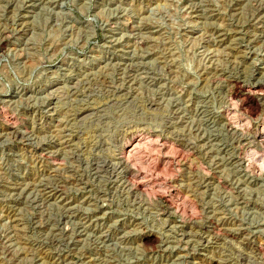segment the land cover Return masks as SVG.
<instances>
[{"label": "rangeland", "instance_id": "1", "mask_svg": "<svg viewBox=\"0 0 264 264\" xmlns=\"http://www.w3.org/2000/svg\"><path fill=\"white\" fill-rule=\"evenodd\" d=\"M246 89L264 0H0V264H264Z\"/></svg>", "mask_w": 264, "mask_h": 264}, {"label": "bare ground", "instance_id": "2", "mask_svg": "<svg viewBox=\"0 0 264 264\" xmlns=\"http://www.w3.org/2000/svg\"><path fill=\"white\" fill-rule=\"evenodd\" d=\"M256 14V13H255ZM220 43V42H219ZM234 82V81H233ZM236 88L237 87H239L240 88V85H239V83L237 82V83H235V85H234ZM257 88H260V86H257V87H254V89H257ZM238 89V88H237ZM251 90V89H250ZM246 91H247V89H246ZM245 92V91H244ZM257 92V91H256ZM246 93V92H245ZM242 94V93H241ZM253 94H255V93H253ZM232 96L233 97H235L236 96V94L234 93V94H232ZM253 97V95H252V92L250 91V92H248L247 91V94H244V97L242 98L243 100H242V104L246 107V106H248V107H250V109L253 111V113H258V112H260V114L262 115H264V105H263V103H261V101H263V100H260V99H254V98H252ZM234 104V103H233ZM242 106V105H241ZM247 107V108H248ZM234 112V111H233ZM251 112V111H250ZM231 114V113H230ZM262 115V116H263ZM231 116H233V115H231ZM226 117H227V124L226 125H228V127H230V128H233V125H237V123H236V120H235V122L234 121H232V117H230V115L229 114H227L226 115ZM264 117V116H263ZM233 119H235V118H233ZM246 121V120H245ZM249 122V121H248ZM260 123H261V121H260ZM263 125H262V129H260L261 131H260V133L257 135V138L259 139V142H260V140H261V142L264 140V121H263V123H262ZM247 127V126H246ZM234 128H235V126H234ZM241 128V127H240ZM255 128H256V126H255ZM261 128V127H260ZM236 129V128H235ZM230 130V129H229ZM233 130V129H232ZM248 130V129H247ZM237 131V130H236ZM239 131V130H238ZM237 131V132H238ZM255 137V136H254ZM253 137V138H254ZM258 142V144H260ZM264 142V141H263ZM138 143H139V140L137 139V138H132L129 142H127L125 145H123V147H122V149H121V153H120V156L119 157H121L120 159H122V161H123V163L129 168V170H130V173H131V175H132V179L130 180L132 183L130 184V188H131V185H132V188H135L134 190H136V189H141L142 190V188H143V185H142V182H139V180L137 181V179H136V177H135V173H136V169H135V167L133 166V164H132V153L134 152V150L137 148V145H138ZM245 144V143H244ZM250 144V143H249ZM248 144V145H249ZM139 146V145H138ZM139 148V147H138ZM245 149V148H244ZM255 155V154H254ZM257 156V155H256ZM119 159V160H120ZM257 159V158H256ZM122 163V164H123ZM124 165V166H125ZM125 166V167H126ZM98 168V167H97ZM128 168H127V170H128ZM101 169V168H100ZM96 171H97V169H96ZM127 172V171H126ZM117 173V172H116ZM127 174V173H126ZM129 176V175H128ZM130 179V178H129ZM127 181V180H126ZM130 181H127V183L128 182H130ZM41 184V183H40ZM128 187V186H127ZM145 187V186H144ZM133 191V190H132ZM137 191V190H136ZM143 193V192H142ZM140 194V193H139ZM142 197V196H141ZM61 199V198H60Z\"/></svg>", "mask_w": 264, "mask_h": 264}]
</instances>
